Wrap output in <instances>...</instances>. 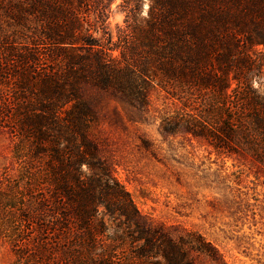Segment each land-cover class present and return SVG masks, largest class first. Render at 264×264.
I'll use <instances>...</instances> for the list:
<instances>
[{"label":"trees","instance_id":"trees-1","mask_svg":"<svg viewBox=\"0 0 264 264\" xmlns=\"http://www.w3.org/2000/svg\"><path fill=\"white\" fill-rule=\"evenodd\" d=\"M6 1L3 13L27 39L13 45L0 35V127L14 140L13 165L0 176V242L13 264L213 259L197 232L172 238L142 222L98 157L97 119L79 85L141 104L155 85L173 105L162 134L203 140L217 156L264 170V91L253 86L257 61L247 52L264 48V0H153L151 62L123 59L124 67L88 48L85 0Z\"/></svg>","mask_w":264,"mask_h":264},{"label":"rangeland","instance_id":"rangeland-1","mask_svg":"<svg viewBox=\"0 0 264 264\" xmlns=\"http://www.w3.org/2000/svg\"><path fill=\"white\" fill-rule=\"evenodd\" d=\"M5 2L0 0V35L8 34L13 45L26 42L3 13ZM152 7L153 0H85L80 10L88 22L83 32L93 39L88 48L110 54L120 67L124 60L151 62L146 56L155 48ZM247 52L257 61L253 86L264 91V48ZM79 95L97 119L90 137L98 157L146 226L172 238L190 231L202 235L216 256L196 255L195 264H264L261 166L217 156L203 140L162 134L160 120L173 105L155 85L145 104L91 83H81ZM13 148L14 140L0 127V176L13 165ZM14 261L10 245L0 242V264Z\"/></svg>","mask_w":264,"mask_h":264}]
</instances>
